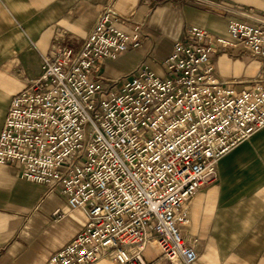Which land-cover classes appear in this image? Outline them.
<instances>
[{
  "label": "built area",
  "instance_id": "built-area-1",
  "mask_svg": "<svg viewBox=\"0 0 264 264\" xmlns=\"http://www.w3.org/2000/svg\"><path fill=\"white\" fill-rule=\"evenodd\" d=\"M111 6L79 49L42 55V73L12 97L0 132V163L83 208L86 227L49 264H194L182 226L189 202L219 159L264 128V85L237 90L220 80L212 54L242 45L264 57V20L232 19L231 39L192 25L166 59L165 77L142 69L121 83L106 59L140 43L114 26Z\"/></svg>",
  "mask_w": 264,
  "mask_h": 264
},
{
  "label": "crops",
  "instance_id": "crops-1",
  "mask_svg": "<svg viewBox=\"0 0 264 264\" xmlns=\"http://www.w3.org/2000/svg\"><path fill=\"white\" fill-rule=\"evenodd\" d=\"M106 6L123 18L115 27L140 34L137 47L103 65V78L117 84L145 68L165 77V61L189 26L231 39L230 20H264V0H0V132L12 97L41 75L42 55L79 49ZM211 58L218 78L237 90L264 85V57L248 48L219 46ZM20 167L0 163V264H49L88 216L48 185L21 177ZM189 212L181 229L198 252L194 264H264V128L219 159ZM144 256L167 264L148 249Z\"/></svg>",
  "mask_w": 264,
  "mask_h": 264
}]
</instances>
